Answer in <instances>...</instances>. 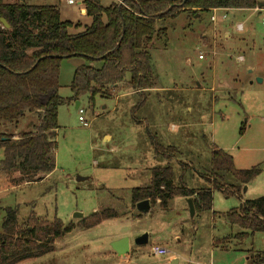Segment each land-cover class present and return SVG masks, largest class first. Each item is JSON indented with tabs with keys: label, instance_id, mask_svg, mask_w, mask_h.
<instances>
[{
	"label": "rangeland",
	"instance_id": "1",
	"mask_svg": "<svg viewBox=\"0 0 264 264\" xmlns=\"http://www.w3.org/2000/svg\"><path fill=\"white\" fill-rule=\"evenodd\" d=\"M3 1L55 6L61 21L73 24L69 34L81 33L91 23L79 12L84 9L78 5L82 0ZM116 1L101 4L107 7ZM220 15L216 24L206 12L159 21L156 28L165 29L166 36L154 39L148 48L153 90L140 97L131 94L124 81L111 96H96L92 107L88 96L80 98L87 128L78 120L75 103L60 106L52 175L18 187L0 178V232L8 208L17 211L22 224L34 217L75 226L53 242L52 252L20 264H157L175 253L179 264H251L252 256L264 254V233L237 239L241 229L224 218L243 201L264 196V25L254 9L229 11L225 20ZM237 24L243 25L242 32L236 31ZM82 64L79 58L61 62L62 98L71 96L73 72ZM27 118L28 126H19L18 132L36 124L33 116ZM213 148L229 154L236 169L260 166L261 173L238 194L213 189L211 211H195L193 216L188 199L181 196L167 209L156 203L139 211L133 205L132 189L147 186L154 168L170 167L176 187L210 189ZM224 177V182L216 180L225 187L237 185L230 175ZM105 210L117 217L89 229L79 226L81 220ZM146 235V243L139 244ZM122 238L128 239L130 252L118 256L111 244ZM152 245L164 246L168 254L151 255Z\"/></svg>",
	"mask_w": 264,
	"mask_h": 264
},
{
	"label": "trees",
	"instance_id": "2",
	"mask_svg": "<svg viewBox=\"0 0 264 264\" xmlns=\"http://www.w3.org/2000/svg\"><path fill=\"white\" fill-rule=\"evenodd\" d=\"M102 0H82L89 26L78 34H69L73 24L61 21L55 6H29L0 0V175L13 186L40 182L55 170L54 137L58 129V108L88 96L89 105L98 95L111 96L116 85L127 82L143 97L155 88L148 48L154 39L162 40L165 29L156 24L180 13L192 16L212 9L253 10L259 0H117L103 7ZM184 2V3H183ZM264 3V1H262ZM79 58L69 85L71 96L59 95L61 62ZM127 80V81H126ZM144 99L141 100V104ZM33 116L30 131L17 132L18 125ZM242 131V130H241ZM16 138V139H15ZM159 151L157 145H154ZM161 151V150H160ZM210 189L192 190L176 187L170 167L151 170L147 186L131 191L133 205L148 201L167 209L176 196L191 199L195 211H211L212 190L225 195L238 194L260 173V166L238 170L233 158L221 149L210 155ZM230 175L237 185L227 186L216 179ZM209 181V180H208ZM114 211L94 213L79 222L83 229L116 218ZM230 225L241 229L237 237L264 233V196L243 201L238 209L224 215ZM0 232V264H20L53 251V242L69 234L74 225L60 220L48 222L34 217L23 224L17 211L5 209ZM239 239V238H237ZM251 264H264V254L256 253Z\"/></svg>",
	"mask_w": 264,
	"mask_h": 264
},
{
	"label": "built area",
	"instance_id": "3",
	"mask_svg": "<svg viewBox=\"0 0 264 264\" xmlns=\"http://www.w3.org/2000/svg\"><path fill=\"white\" fill-rule=\"evenodd\" d=\"M67 2L69 4H73L75 1L74 0H67ZM256 12L258 11V13H261L262 15V24L264 25V7L259 10L257 7L254 9ZM231 11L229 9H212L211 10V16H210V21L213 23V24H216L217 22V15L218 13H220V18L222 20H225L227 18V13ZM85 13V11H83ZM236 31L237 32H242L243 31V25L242 24H237L236 25ZM198 59L199 60H203V56L202 55H199L198 56ZM78 111V120L79 122L83 125V127H89V123L85 121L84 117H83V114H84V111L78 107L77 109ZM149 251L151 253V255L155 256V257H161V256H164L168 253V251L162 247V246H158V245H152L150 248H149Z\"/></svg>",
	"mask_w": 264,
	"mask_h": 264
},
{
	"label": "water",
	"instance_id": "4",
	"mask_svg": "<svg viewBox=\"0 0 264 264\" xmlns=\"http://www.w3.org/2000/svg\"><path fill=\"white\" fill-rule=\"evenodd\" d=\"M185 1L186 0H184V2ZM263 7H264V3L258 2L257 8L259 10H261ZM0 22H1V24H2V26L4 28H6V29L9 28V25L7 24V22L5 21V19L1 18L0 19ZM258 82H260V80H258ZM78 107H79V102H76L75 103V109H78ZM79 180H81V179L79 178ZM244 190H246V188ZM188 206H189V210H190V215L193 216L194 209H193V204H192V200L191 199H188ZM137 208H138L139 211H146V210H148L149 209V203H148V201L139 202L137 204ZM76 217L79 218V219H81L82 218V215L76 214ZM143 243H146V236L139 240V244H143ZM111 248L113 249V251L118 256H125L128 253V250H129L128 239L127 238H122L120 240H117V241L113 242L111 244Z\"/></svg>",
	"mask_w": 264,
	"mask_h": 264
},
{
	"label": "crops",
	"instance_id": "5",
	"mask_svg": "<svg viewBox=\"0 0 264 264\" xmlns=\"http://www.w3.org/2000/svg\"><path fill=\"white\" fill-rule=\"evenodd\" d=\"M260 2H262V0H259ZM79 4H82V2H80V3H78V5ZM83 11H85V9H83V8H81L80 10H79V12L80 13H82ZM238 11H242V10H231V12H238ZM249 11H252V10H249ZM206 13H210V16H211V10L210 11H207ZM83 16H86L85 15V13H84V15ZM197 17H199V15H196ZM210 19V18H209ZM225 37L227 38L228 37V35H225ZM76 59V58H75ZM120 86H121V83L120 84H118V85H116L115 86V88L113 89V91L114 92H116V91H118V89L120 88ZM127 87L128 88H130L128 85H127ZM131 89V88H130ZM116 90V91H115ZM151 90H153V89H151ZM151 90H149V91H151ZM145 92H147V91H145ZM130 93L131 94H137V95H139L140 96V94H138L139 92H137V91H133L132 89H131V91H130ZM29 121L30 120H28V118L27 117H25V119L18 125V127L19 126H28V124H29ZM18 132V128H17V131L15 132V133H17ZM18 134V133H17ZM16 139V138H15ZM54 172V171H53ZM52 172V173H53ZM52 173L50 174V175H47V176H45L43 179H46V178H49L51 175H52ZM1 177L0 178H2V175H0ZM188 201V200H187ZM195 214V213H194ZM193 214V215H194ZM146 238L148 239V236L146 235ZM217 244L218 243H220L219 241H217L216 242ZM158 246H162V245H158ZM162 247H164V246H162ZM165 248V247H164ZM129 252H130V249L128 250V253L127 254H129ZM168 254V253H167ZM166 254V255H167ZM126 261H129V258H128V256H127V259H126ZM179 261H180V256L177 254V253H175V254H173L171 257H169L168 259H166V260H163V261H160V262H158L157 264H179ZM188 262H190L191 263V261L189 260Z\"/></svg>",
	"mask_w": 264,
	"mask_h": 264
}]
</instances>
